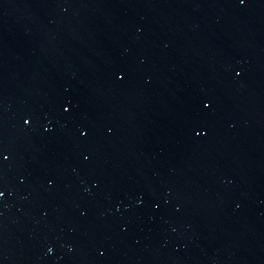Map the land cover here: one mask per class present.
<instances>
[{"label":"snow or ice","instance_id":"1","mask_svg":"<svg viewBox=\"0 0 264 264\" xmlns=\"http://www.w3.org/2000/svg\"><path fill=\"white\" fill-rule=\"evenodd\" d=\"M244 0H241V3H243ZM26 123H29L30 121H25ZM4 159H7V157H4ZM5 195V193L3 191H0V197H3Z\"/></svg>","mask_w":264,"mask_h":264}]
</instances>
